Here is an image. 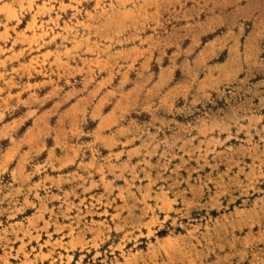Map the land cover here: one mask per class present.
<instances>
[{
	"label": "rangeland",
	"instance_id": "374dc122",
	"mask_svg": "<svg viewBox=\"0 0 264 264\" xmlns=\"http://www.w3.org/2000/svg\"><path fill=\"white\" fill-rule=\"evenodd\" d=\"M0 264H264V0H0Z\"/></svg>",
	"mask_w": 264,
	"mask_h": 264
}]
</instances>
